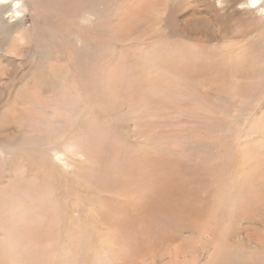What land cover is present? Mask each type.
<instances>
[{"label":"rangeland","instance_id":"rangeland-1","mask_svg":"<svg viewBox=\"0 0 264 264\" xmlns=\"http://www.w3.org/2000/svg\"><path fill=\"white\" fill-rule=\"evenodd\" d=\"M217 1L226 11L214 10ZM236 1L99 0L94 58L87 61L83 48L68 58L54 38L31 58L21 49L0 52V264H200L205 252L220 264H255L249 256L256 253L264 264V217L262 226L235 222L233 189L234 203L222 198L228 221L210 223L203 237L150 223L124 226L125 211L116 208L127 202L142 210L148 177H171L164 164L234 162L243 154L250 167L258 163L255 144L264 145V130L253 107L237 106L242 90L252 89L237 74L261 52L256 41L264 29L230 42H220L216 30L229 18L235 33L263 13ZM25 24L15 37L22 48L32 32ZM73 28L85 32L87 25L77 20ZM11 58L24 66L14 71ZM78 59L86 65L80 78L68 66ZM54 140L68 147V167L54 166L45 151ZM166 184L182 195L181 184Z\"/></svg>","mask_w":264,"mask_h":264},{"label":"bare ground","instance_id":"bare-ground-1","mask_svg":"<svg viewBox=\"0 0 264 264\" xmlns=\"http://www.w3.org/2000/svg\"><path fill=\"white\" fill-rule=\"evenodd\" d=\"M71 1L72 0H22V5L15 6L16 0H0V33L4 37V39L0 38V52L4 51L6 53H11L12 51L16 52L18 49H21L26 58H31L30 54H32L33 51H40L41 49L39 47L44 46L46 43L45 39L54 38L56 41L53 43L58 51L63 53L66 57L74 59L75 52L78 53L79 51L80 53L81 48H83L89 54L87 61L92 59V57L94 58L93 53H95L98 48L97 38L95 33H93L97 31L96 27L98 22L95 1L98 2L99 0H74L72 5H68ZM234 2L238 1L234 0ZM245 3H247V9H245V11L255 12L258 10L263 13V15L259 16L261 21L252 19L254 21L251 22L248 27L238 29L235 33H232L231 30L233 27L228 31L231 27L229 18L223 19V22H219L217 25L216 30V35H219L218 40H220V42H230L232 39L235 40L236 38L246 36L243 32L250 29H264V1L244 0L243 5ZM85 6L88 7L86 11L84 10ZM225 8V5L217 1L214 10L221 13V10ZM18 12L21 13L19 16H17ZM147 13L148 12H146V14ZM104 16H109L108 10L104 12ZM26 19L30 21L32 32L29 34L28 44L22 48L15 37L20 28L27 27L25 24ZM77 20L86 23L87 29L85 32H74L73 26L76 25ZM86 33H89V35L86 39H83L82 35ZM77 41L79 46L78 43L76 44ZM256 43L261 52L253 58L248 59V61L239 68V74H237L239 78L244 79L243 86L251 84L252 89L245 90L244 88L245 91L242 90L245 98L243 102L239 105L237 104V106L242 111H245L249 106L250 108L253 107V111H255L254 115L258 118L256 123L258 127L264 130V36L258 38ZM84 61L83 59H78L75 61L74 67L70 64L68 65L76 77L80 78L81 74H83L82 67L86 66L84 65ZM10 64L13 65V70L15 71L16 68H18L17 66H24V61L18 64L11 58ZM62 68L66 70V66H62ZM58 75L61 76L60 73H58ZM86 75L88 74L86 73L85 77ZM73 79L74 81L76 80L75 77ZM3 93H5V91L0 87V97ZM255 94H258V96L254 100L253 96ZM218 96L230 105H236L235 102L233 103L231 101V96L230 98L224 95ZM247 100H250L251 104H253L250 105ZM69 105L70 109H72V105ZM240 114L242 115L243 113ZM2 116L3 115L0 113V118ZM78 122L80 123L79 120ZM241 122L243 123L244 119ZM71 124L73 125V122H71ZM241 131L243 130L241 129ZM48 143L51 146H47L45 151L52 155L53 165L58 168L68 167L72 159L66 144L59 140ZM259 143L260 142H257L255 144L257 149L254 151L255 157L258 158V163L251 167L247 162L248 157L244 154L237 155L234 162L229 160H224L223 163L203 161L178 164L177 166L174 164H164L163 166L167 169L164 175L171 177L170 179L165 177L163 179L162 177L160 178V176L153 178L150 176L148 177L149 179L145 184V194L142 202H140V207H143L142 210L136 211L134 208L135 205L132 204L129 208V203L127 204V202H125V206L116 207L118 208L117 210L121 209L125 211L124 213L128 222L124 224V226H142L144 223H150L153 226H167L168 228H175L177 230L191 229L194 236L203 237V230L207 229V226L213 225L210 223H225L228 221L230 217L228 216L230 214L228 211L229 203L225 202L222 198H226L228 195V198H230L229 200L234 203L230 197L232 195V189L235 191L236 196V202L234 204L240 206V215H237L234 221H237V223L245 222L262 226L261 221L264 217V149L262 148L264 145L260 146ZM46 144L47 143L35 147L33 152L41 153ZM59 146H63L65 151L62 153L57 151ZM62 155L65 156L63 157ZM172 181H176L183 186V190L181 189L182 195L179 194L175 196V194L172 193L173 191H170L168 188L169 185L166 183ZM228 198L226 199L228 200ZM185 208H192L191 210H194V212L189 215L185 212ZM217 208H222V215L216 211ZM248 211L250 212L247 214ZM74 215L77 216L78 212ZM113 215H115V213L112 214V217ZM71 219L74 220L73 218ZM145 251H147V249H144V252ZM176 251L177 249L175 248L174 252ZM231 253L241 258L243 257L242 252L233 251ZM203 254L204 256H200L198 260L200 264H220L222 261L219 260L213 252H205ZM249 258H252L255 264L262 260L256 253H252ZM239 264H241V262H239Z\"/></svg>","mask_w":264,"mask_h":264},{"label":"clouds","instance_id":"clouds-1","mask_svg":"<svg viewBox=\"0 0 264 264\" xmlns=\"http://www.w3.org/2000/svg\"><path fill=\"white\" fill-rule=\"evenodd\" d=\"M22 5V0H16V5L15 6H20ZM21 13H17V16H19Z\"/></svg>","mask_w":264,"mask_h":264}]
</instances>
